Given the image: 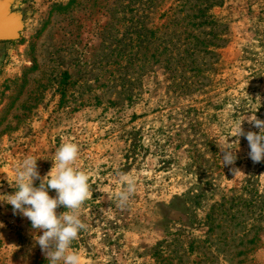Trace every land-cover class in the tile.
Instances as JSON below:
<instances>
[{
  "label": "rangeland",
  "instance_id": "obj_1",
  "mask_svg": "<svg viewBox=\"0 0 264 264\" xmlns=\"http://www.w3.org/2000/svg\"><path fill=\"white\" fill-rule=\"evenodd\" d=\"M183 2L8 6L17 31L0 41V194L14 193L24 158L43 177L59 146L77 143L93 192L70 248L82 264H264V161L244 137L234 165L218 147L243 115L264 120V0H190L188 12L205 11L199 50L170 60ZM121 174L137 187L124 206ZM38 234L0 204V264H48Z\"/></svg>",
  "mask_w": 264,
  "mask_h": 264
},
{
  "label": "clouds",
  "instance_id": "obj_2",
  "mask_svg": "<svg viewBox=\"0 0 264 264\" xmlns=\"http://www.w3.org/2000/svg\"><path fill=\"white\" fill-rule=\"evenodd\" d=\"M247 122L258 132H245L243 122ZM229 134L222 145H218L223 166L234 165L240 137L246 138L250 151L249 158L254 163L264 161V120L259 119L255 112L252 115L233 122ZM229 137H236L229 142ZM79 145L72 141L63 142L56 151L54 165L41 177L38 170V158H24L15 170V191L12 194H0V204L12 206L13 213H20L30 222L32 229L38 234L34 237L35 244L45 253L48 264H82V258L76 251H70L71 245L79 233L86 228L80 218V209L92 195L90 176L75 167L79 156ZM40 159V158H39ZM236 174L237 169H232ZM126 188L119 192L118 200L124 206L136 192V181L127 174H121ZM39 181L37 185L35 182ZM55 190V195H50ZM64 207L66 211L58 214L57 209Z\"/></svg>",
  "mask_w": 264,
  "mask_h": 264
},
{
  "label": "trees",
  "instance_id": "obj_3",
  "mask_svg": "<svg viewBox=\"0 0 264 264\" xmlns=\"http://www.w3.org/2000/svg\"><path fill=\"white\" fill-rule=\"evenodd\" d=\"M189 1L190 0H184L182 4L181 12H185L184 14L186 15H184L182 18H179L178 26L174 27L173 32H169V34L167 35L169 37V41L166 49L169 52L170 60L179 59L184 61L188 59H194L199 50L198 48L200 42L194 28L199 29V27L201 26V24H199L197 21L199 19H203V16H205V11L201 7L195 5L191 6V10L190 12H188L186 7L189 4ZM182 21L187 22V24L184 27L183 25L179 27V24ZM212 24V21H210L209 25ZM183 28H185L184 32H182ZM185 33L188 34L183 39V34ZM194 62L195 61L193 60L192 63Z\"/></svg>",
  "mask_w": 264,
  "mask_h": 264
},
{
  "label": "water",
  "instance_id": "obj_4",
  "mask_svg": "<svg viewBox=\"0 0 264 264\" xmlns=\"http://www.w3.org/2000/svg\"><path fill=\"white\" fill-rule=\"evenodd\" d=\"M11 0H0V41L15 37L17 25L13 18L7 15Z\"/></svg>",
  "mask_w": 264,
  "mask_h": 264
}]
</instances>
